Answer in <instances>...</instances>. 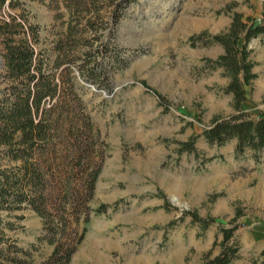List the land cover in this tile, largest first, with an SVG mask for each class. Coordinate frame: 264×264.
<instances>
[{
	"label": "rangeland",
	"instance_id": "1",
	"mask_svg": "<svg viewBox=\"0 0 264 264\" xmlns=\"http://www.w3.org/2000/svg\"><path fill=\"white\" fill-rule=\"evenodd\" d=\"M262 2L136 0L127 8L116 34L122 62L107 52L99 79L80 77L86 108L105 142L90 204L108 206L91 212L69 264H198L219 251V224L229 225L238 211L239 251L231 264H264V171L258 167L264 162L256 163L249 151L236 157L234 138L210 144L201 134L214 116L236 109L223 89L228 75L206 66L205 58L217 56L222 45L190 40L202 30H225L234 11L259 19ZM24 8L50 43L61 29L55 14L64 10L62 1L25 0ZM248 47L256 76L242 106L256 116L264 112V40L253 37ZM193 134L198 154L180 152V142ZM191 210L214 220L202 228ZM19 212L12 235L38 262L53 244L43 239L35 211Z\"/></svg>",
	"mask_w": 264,
	"mask_h": 264
},
{
	"label": "trees",
	"instance_id": "2",
	"mask_svg": "<svg viewBox=\"0 0 264 264\" xmlns=\"http://www.w3.org/2000/svg\"><path fill=\"white\" fill-rule=\"evenodd\" d=\"M61 1L64 10L55 14L61 29L44 44L40 26L27 20L25 0H0V264H69L91 212L108 206L90 204L105 142L86 108L82 97L86 85L80 77L99 79L107 52L111 61L122 62L117 28L136 0ZM257 36L264 40V0L259 19L234 11L225 30L190 36L193 44L222 45L217 56L205 58L206 66L222 67L228 75L223 89L232 93L236 109L214 116L201 134L210 144L234 138V155L249 151L256 163L264 162V112L253 116L242 102L246 85L256 76L248 42ZM197 135L181 141L179 151L197 155ZM23 208L40 216L43 239L53 244L38 262L12 235ZM188 213L202 228L214 220L195 210ZM240 214L230 218L229 225L219 224V251L198 264L232 263L239 251L235 230Z\"/></svg>",
	"mask_w": 264,
	"mask_h": 264
},
{
	"label": "crops",
	"instance_id": "3",
	"mask_svg": "<svg viewBox=\"0 0 264 264\" xmlns=\"http://www.w3.org/2000/svg\"><path fill=\"white\" fill-rule=\"evenodd\" d=\"M258 167L261 168V169L264 171V165L259 164ZM187 174H189V173H187ZM195 181H196V180H195ZM216 253H217V252H216ZM214 254H215V253H214Z\"/></svg>",
	"mask_w": 264,
	"mask_h": 264
},
{
	"label": "bare ground",
	"instance_id": "4",
	"mask_svg": "<svg viewBox=\"0 0 264 264\" xmlns=\"http://www.w3.org/2000/svg\"><path fill=\"white\" fill-rule=\"evenodd\" d=\"M173 201L176 202V203H180L177 198H173Z\"/></svg>",
	"mask_w": 264,
	"mask_h": 264
}]
</instances>
